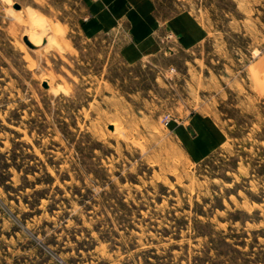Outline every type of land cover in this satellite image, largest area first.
<instances>
[{
    "label": "rangeland",
    "instance_id": "374dc122",
    "mask_svg": "<svg viewBox=\"0 0 264 264\" xmlns=\"http://www.w3.org/2000/svg\"><path fill=\"white\" fill-rule=\"evenodd\" d=\"M157 1L207 36L130 63L88 0H0V264H264V0Z\"/></svg>",
    "mask_w": 264,
    "mask_h": 264
},
{
    "label": "crops",
    "instance_id": "0c3cea01",
    "mask_svg": "<svg viewBox=\"0 0 264 264\" xmlns=\"http://www.w3.org/2000/svg\"><path fill=\"white\" fill-rule=\"evenodd\" d=\"M157 6V0H88L86 33L96 36L116 30L127 39L121 54L130 63L169 49L173 39L189 48L207 36L191 9L166 16Z\"/></svg>",
    "mask_w": 264,
    "mask_h": 264
},
{
    "label": "bare ground",
    "instance_id": "6f19581e",
    "mask_svg": "<svg viewBox=\"0 0 264 264\" xmlns=\"http://www.w3.org/2000/svg\"><path fill=\"white\" fill-rule=\"evenodd\" d=\"M38 28H39V30L46 31V33L48 31H52L54 33L52 36L51 35L49 36V34H48L49 37L46 39L47 43L58 42L57 34H59V32H61V33L63 32V30L57 24L50 23V22L47 24L45 17L33 15V17H32V30L38 29ZM44 36H46V34Z\"/></svg>",
    "mask_w": 264,
    "mask_h": 264
},
{
    "label": "water",
    "instance_id": "95a60500",
    "mask_svg": "<svg viewBox=\"0 0 264 264\" xmlns=\"http://www.w3.org/2000/svg\"><path fill=\"white\" fill-rule=\"evenodd\" d=\"M25 40H26V42H27V44H28L29 46H31V47H35V46H37V45L33 44L32 42H30V41L27 39V37H25ZM45 42H46V39L43 40V43H45Z\"/></svg>",
    "mask_w": 264,
    "mask_h": 264
},
{
    "label": "trees",
    "instance_id": "16d2710c",
    "mask_svg": "<svg viewBox=\"0 0 264 264\" xmlns=\"http://www.w3.org/2000/svg\"><path fill=\"white\" fill-rule=\"evenodd\" d=\"M224 244H226L230 249L232 248V244L226 240L223 241Z\"/></svg>",
    "mask_w": 264,
    "mask_h": 264
}]
</instances>
